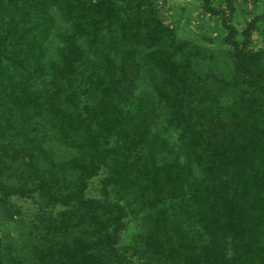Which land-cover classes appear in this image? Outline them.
<instances>
[{"label": "trees", "instance_id": "16d2710c", "mask_svg": "<svg viewBox=\"0 0 264 264\" xmlns=\"http://www.w3.org/2000/svg\"><path fill=\"white\" fill-rule=\"evenodd\" d=\"M219 46L228 78L153 0H0V264H264V51Z\"/></svg>", "mask_w": 264, "mask_h": 264}, {"label": "rangeland", "instance_id": "374dc122", "mask_svg": "<svg viewBox=\"0 0 264 264\" xmlns=\"http://www.w3.org/2000/svg\"><path fill=\"white\" fill-rule=\"evenodd\" d=\"M159 16L165 23L178 30L183 39H190L199 45L200 60L212 57L216 61L214 70L225 78L230 76L226 49H235L234 44L219 46L228 33H233L239 49L264 51V0H153ZM101 176L89 181L88 193L97 195ZM11 202L31 218L35 203L31 198L13 195ZM140 219L126 217L120 242L126 245L131 241ZM19 228V225H15Z\"/></svg>", "mask_w": 264, "mask_h": 264}]
</instances>
